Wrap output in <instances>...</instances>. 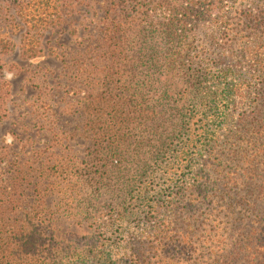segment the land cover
Wrapping results in <instances>:
<instances>
[{
  "label": "rangeland",
  "instance_id": "374dc122",
  "mask_svg": "<svg viewBox=\"0 0 264 264\" xmlns=\"http://www.w3.org/2000/svg\"><path fill=\"white\" fill-rule=\"evenodd\" d=\"M257 1L0 0V236L20 232L31 218L51 227L53 264H102L100 252L117 264L113 247L131 238L100 227L111 214H122L129 229L144 221L137 213L139 134L130 135L123 160L107 158V138L97 132L139 129L135 112L161 96L160 121L145 127L168 128L159 133L170 143L193 94L182 98L184 86L164 67L169 20L187 13L186 29L198 34L194 52L213 58L223 45L211 35L213 21L234 17L230 28L241 32L239 16L257 15ZM114 111L131 120L110 122ZM146 151L141 158L155 149Z\"/></svg>",
  "mask_w": 264,
  "mask_h": 264
},
{
  "label": "trees",
  "instance_id": "16d2710c",
  "mask_svg": "<svg viewBox=\"0 0 264 264\" xmlns=\"http://www.w3.org/2000/svg\"><path fill=\"white\" fill-rule=\"evenodd\" d=\"M256 3L257 15L239 16L241 32L230 28L234 17L213 21L211 35L223 42L213 58L194 52L191 40L198 34L186 29L187 13L169 20L164 67L184 86L182 98L193 94L170 143L159 133L168 128L145 127L160 121L161 96L155 106H139L134 117L139 129L127 124L119 132L110 126L97 132L107 138L102 144L107 158L123 160L130 135L139 134L131 146L139 158L137 213L144 221L129 229L122 214H111L100 227L131 238L113 247L117 264H264V0ZM194 6L189 3L186 11L194 12ZM129 116L119 112L110 122L126 124ZM148 131L157 145L147 140ZM149 148L155 151L141 158ZM106 174L99 185L105 186ZM33 220L18 233L0 236V264L55 262L54 239L46 236L50 226ZM99 257V263H108L103 252Z\"/></svg>",
  "mask_w": 264,
  "mask_h": 264
},
{
  "label": "clouds",
  "instance_id": "9594fccd",
  "mask_svg": "<svg viewBox=\"0 0 264 264\" xmlns=\"http://www.w3.org/2000/svg\"><path fill=\"white\" fill-rule=\"evenodd\" d=\"M8 142H9V143L11 142V138L8 139Z\"/></svg>",
  "mask_w": 264,
  "mask_h": 264
}]
</instances>
